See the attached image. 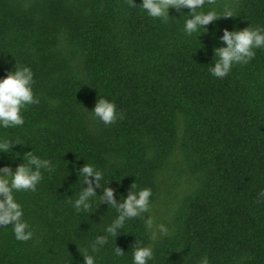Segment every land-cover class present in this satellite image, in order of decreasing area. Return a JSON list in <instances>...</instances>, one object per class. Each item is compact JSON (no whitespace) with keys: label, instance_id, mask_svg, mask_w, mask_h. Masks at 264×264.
<instances>
[{"label":"trees","instance_id":"obj_1","mask_svg":"<svg viewBox=\"0 0 264 264\" xmlns=\"http://www.w3.org/2000/svg\"><path fill=\"white\" fill-rule=\"evenodd\" d=\"M135 2L0 0V76L30 66L39 100L22 109V125L0 129L19 141L0 151V165L14 169L28 151L50 161L35 190L13 193L33 235L19 241L0 225V264H82L86 253L97 264H132L138 244L152 245L148 264H196L201 255L264 264V48L223 78L209 71L221 28H264V0H205V10L237 14L198 35L183 31L186 7H169L165 22ZM99 96L123 118L105 125L94 116ZM84 162L103 172L97 195L106 183L117 201L132 183L152 190L149 213L127 219L95 252L89 245L116 210L98 198L88 210L71 206ZM148 215L169 232L151 240Z\"/></svg>","mask_w":264,"mask_h":264},{"label":"clouds","instance_id":"obj_2","mask_svg":"<svg viewBox=\"0 0 264 264\" xmlns=\"http://www.w3.org/2000/svg\"><path fill=\"white\" fill-rule=\"evenodd\" d=\"M129 3L136 5L135 0ZM139 6L146 14L162 21H169L168 9L174 8L181 12L182 8L189 11L183 19V31L187 35L197 33L205 29V26L215 19L233 17L237 13L233 8L225 6L218 12L215 8L204 9L205 0H140ZM184 13H181V15ZM180 15V17H181ZM179 17V18H180ZM221 35L217 37L222 43L214 46L213 51L217 56L216 61L211 65L209 71L212 75L223 78L227 75L236 63L245 64L254 55L256 48H264V28L260 26H245L239 29L221 28ZM34 74L30 66L22 65L7 70L6 74L0 76V129L22 125L24 117L22 109L29 104L39 102L38 97L33 93ZM91 112L105 125L123 118V112L117 109L114 101L99 96L96 98ZM10 137L12 138L10 140ZM19 142L12 136L0 137V151H8L13 143ZM22 162L11 169L8 165H0V225H11L14 238L19 241H27L33 231L28 222L23 219L22 205L15 199L14 191L35 190L41 179V169H48L50 161L36 155L33 151L21 154ZM78 176L83 183L78 193L71 198V206L75 211L88 210L94 198L99 202L107 204L116 210V215L108 222L103 231L97 234L89 247L95 252L103 246L109 235L115 236L129 218L142 216V213H149L151 205V188L145 186L137 188L135 183L127 194L119 201L113 196V188L103 185V192L97 195L93 185L101 187L103 172L90 162H84L79 166ZM91 177V179H89ZM264 199V188L257 193V200ZM145 229L149 238L153 241L169 232L168 226L156 222L151 215L144 217ZM117 256L121 255L119 247L114 249ZM82 264H97L96 258L91 253L82 254ZM153 257L151 244H138L132 250V264H148ZM196 264H210L207 255H201Z\"/></svg>","mask_w":264,"mask_h":264}]
</instances>
